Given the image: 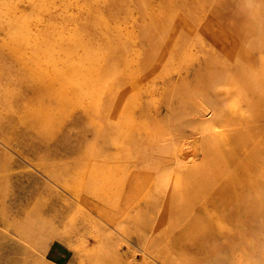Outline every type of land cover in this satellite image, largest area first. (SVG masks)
I'll return each mask as SVG.
<instances>
[{"label":"bare ground","instance_id":"1","mask_svg":"<svg viewBox=\"0 0 264 264\" xmlns=\"http://www.w3.org/2000/svg\"><path fill=\"white\" fill-rule=\"evenodd\" d=\"M51 4H53V0H45V12L48 10V5ZM73 21L72 16H66L56 23L52 20L51 27L45 29L42 41L39 43V40L35 39L36 36L33 37L34 35L28 30H24L19 35L13 34L17 45H20L18 49L23 52L21 58L25 60L21 61V69H19L17 84H15L17 96L13 99L12 95L13 100H11L14 103H5L4 105L7 104L6 106H9L11 110L19 106L29 108L32 100L36 97V88L41 98L50 99L54 87L59 86L60 90L54 94V98L57 100L56 106L59 109L48 108L49 111L54 112L55 117L66 108L69 102H77L80 98L83 99V104L79 107L85 106L84 103L87 100L88 109L93 113L92 120H87L90 121L92 126L90 128L94 133L89 161L78 162L72 167L57 166L58 162L55 161L53 167L47 170L42 169L40 176L44 177V180H53L56 185L77 196L78 198H74L75 200H80V194H75L77 192L68 180L77 178L78 185H89L90 189L101 184L103 186L104 183L109 185L111 182V161H113L111 153L116 148L115 146L120 148L129 146L127 143L122 145L119 142L120 138L114 136L120 127L121 130L128 127L127 130L132 135L131 140L135 142L137 141L136 137H142L140 133L147 135L149 127L152 125L176 118L180 125L185 123L198 134L193 141H189V139L179 142L168 141L160 149L152 152V160L143 167L150 180V188L156 186L157 192L165 188L170 192L172 202L167 211L156 204L153 210L156 218L151 222L153 223L151 229L153 234L167 232L164 221L170 212L169 216L174 219L175 226L179 227L184 234V238H179L175 243L176 249L182 250L184 245L182 240L187 239L198 246L220 250L222 245L218 238L236 228L233 217L239 216L238 214L231 215V210L227 211L224 208L226 200L230 196L235 197L238 194L244 200L255 199V208L264 213V125H257L260 122L258 123L253 116L259 106L255 101L256 94L260 99L261 92L264 91V76L257 74L261 60L255 59L256 54L259 56L257 49L264 43V38H257L262 42L255 38L211 42L218 49H222V46L223 49L226 48L225 53L229 56H223L217 61L207 60L203 66L199 65L194 70L178 67L175 68V72H170V69L169 73L167 69L161 72V75L159 74L157 80L153 78L149 84L141 85V81L154 75L160 66L164 65L167 68V64L176 59L175 53L178 50L175 46L179 42L171 37L165 39L159 30L158 37L154 36L146 39L147 43H142L146 56H140L138 61L126 58L132 47L131 41L127 44L125 59L122 61L118 56L120 55L119 49L111 45L109 50L111 62L98 68V57L103 54V48L96 46L98 43L95 41L97 35L93 30L94 19H87L85 23L88 25L85 29L76 20V29L69 34L64 31V27ZM97 21L104 28L102 32L108 31L106 30L107 22L101 14H98ZM165 24L163 30L170 31L172 25ZM218 28L221 29V26ZM262 30V28L259 29V31ZM80 35H88L93 39L88 46H85ZM8 36H10L9 33ZM245 44H248L252 50L246 52ZM77 48L85 49V53L88 51V59L76 57L73 64L70 63L67 66H62L65 69L62 68L59 62L64 61L67 56L75 54ZM27 51H29L28 56L30 57L27 56ZM42 58H45V71L40 64ZM229 60L231 62H228ZM176 62L177 60L174 61L173 66ZM27 63H34L33 67L27 66ZM211 65L215 68H210ZM208 68H210L209 71L213 70L212 73L205 72L202 76L209 75V83L229 82L234 85L231 86L234 87V90L231 89V92L225 91L224 93L217 92L214 96L198 90L187 94V89L192 83L204 80L199 76L203 69ZM36 85L38 86L36 87ZM24 89L33 90L30 99L19 96L24 94ZM185 91L187 95H185ZM28 93L24 95L27 98L29 97ZM230 93H232L231 97H229ZM70 95H72V99ZM190 95H193L192 99H190ZM159 97L165 101L163 108L166 114L164 117L162 107H156V103H153L154 99ZM39 107L45 109V138L42 133H37L38 138L35 139L33 145L36 152L37 150L43 151L45 144H48L45 139H47L46 136L51 126L50 121L53 119L47 114L49 111L46 109L45 103H39ZM28 108L22 116V121L25 124H30L26 123L28 120L31 122L29 116L31 109ZM27 129L34 130L33 127ZM12 135L15 136L16 133L13 132ZM202 135L205 137L200 138ZM7 136L4 125H0V163L6 166L5 174L11 171L10 167H13L10 165L12 158L6 150V146L14 150L17 148ZM138 141H141V145L143 144V140ZM195 151L201 153V157ZM17 152L21 156L23 155L26 160L32 156L30 148L22 152L17 150ZM42 155L39 160L45 164V151ZM140 162V159L136 161L137 164ZM39 166L42 165H37V168ZM133 171L128 170L132 179ZM136 171L138 170L136 169ZM22 178L26 181L24 183L20 181V178L19 185L17 182H12V177L8 175L0 181L6 188H19V191H13L10 205H7L4 199L1 200L0 254L3 255V252H7L9 256H12L14 264H19L20 258L31 259L33 264H53L46 259V253L53 244L61 243L74 254L70 264L78 263L81 252L74 243L71 234L60 227L61 220L71 214L74 204L67 199L68 197L57 191L59 187L54 189L35 173L29 172ZM129 179L130 177L125 178V180ZM13 183L16 184V187ZM97 191L99 190L97 189ZM109 192V188L100 189L105 201L109 200ZM158 199L159 196L153 201ZM33 201L35 202L34 207L29 212L22 214L21 203ZM197 201L202 204L199 206L198 213L196 212L197 206H195ZM77 202L85 203L83 200ZM101 203V199L96 202L94 209L97 210V213H94L95 215H103ZM183 208L187 214L180 213ZM144 210L143 208L142 212ZM23 215L24 217L21 219ZM36 219L41 221V223L37 221L38 224H42L41 226L34 224ZM45 227L48 231L46 234ZM116 227L120 231L121 223H118ZM36 234L39 240H43L41 247L38 248L30 241L31 236ZM196 234L204 236L202 242L196 239ZM10 242L13 245H10ZM150 242L152 245H146L145 249L153 252L160 249L159 241L151 239ZM120 245L121 241L118 240L112 247L116 253L112 259L113 264H154L148 261L145 252L130 250L127 259H124L119 255V250L117 252V247ZM163 250L165 251L167 248ZM158 254L152 255L160 259L161 255ZM162 256L161 260L164 264H189V261L192 260V256L189 254L181 256L182 259L174 257L169 252Z\"/></svg>","mask_w":264,"mask_h":264},{"label":"rangeland","instance_id":"2","mask_svg":"<svg viewBox=\"0 0 264 264\" xmlns=\"http://www.w3.org/2000/svg\"><path fill=\"white\" fill-rule=\"evenodd\" d=\"M247 2L248 0H53V4L48 5V10L45 12V0H0V125H4L8 134L7 138L17 147L14 150L6 146V150L12 158L10 165H13V167H10L11 171L5 174L4 169L6 166L0 163V181L8 175L12 177V182H17V185H19L20 181L25 183L26 179L22 176L29 172L35 173L44 180V177L40 176L41 170L53 167L55 161L58 162L56 165L60 167L65 165L72 167L78 162H87L91 154L89 153L91 152V141L94 139V133L90 128L92 127L90 121L93 118V113L88 109L87 100L84 103L86 109L85 106L79 107L83 104V99L80 98L77 102H69L66 108L56 117L54 112L48 110V108L52 110L59 109L56 106L57 100L54 98V94L60 90L59 86L54 87L50 99L41 98L36 88V97L32 100L29 108L19 106L11 110L9 106H6L9 103H14L12 100L17 96L15 84H17L19 69H21V61L25 60L21 58L23 52L18 49L20 45H17V40L13 34L19 35L24 30H28L34 35L33 37L36 36L35 39H38L39 43L42 41L41 38H43L45 29L51 27L52 20L56 23V21L59 22L66 16H72L74 21L64 27V31L70 34L76 29V20L85 29L88 25V23H85L87 19H94L93 30L97 35L95 41L98 43L96 46L103 48V54L98 57L97 67L100 68L102 65H108L111 62L109 55L111 45L119 49L120 61L125 59V51L130 41L132 47L126 58L138 61L140 56H146L142 43H147L146 39L154 36L158 37L160 30L165 39L171 37L179 42L175 46L178 51L175 53L177 57L175 56L174 61L177 60V62L174 66V61L167 64V68L164 65L160 66L154 75L141 81V85L143 83L147 85L153 78L157 80L159 74L164 70L168 69L169 72L171 69L170 72H175V68L178 67L194 70L199 65L203 66L207 60L217 61L222 59L223 56H229L225 53L226 48L223 49L222 46V49H218L211 42H226L227 39L249 40L253 38L262 42L257 38H264V35L261 34L264 29L259 31L261 29L260 23L251 19ZM98 14H101L107 22L106 30L108 31H105L106 33L102 32L104 28L97 21ZM164 24L172 25L171 30L164 31ZM219 26H221V29L218 28ZM8 33L10 36H8ZM80 36L83 38L85 46H88L91 39H93L88 35ZM84 51L85 49L77 48L75 54L67 56L64 61L59 62V65L62 67L70 63L73 64L76 57L87 60L88 51L86 53ZM26 54L28 56L29 51ZM255 59L260 60V57L256 54ZM33 64L27 63V66L33 67ZM40 64L45 71V58H42ZM210 68L214 69L215 67ZM210 68L203 69L199 78H204V80L199 83H192L190 88L187 89V94H192V92L198 90L199 92H208L214 96L217 92L224 93L225 91L231 92V89L234 90V87H231L234 85L229 82L209 83V75L202 76V74L205 72L212 73L213 70L209 71ZM128 74H130L129 71ZM263 92H261L260 99L256 94L255 101L258 102L259 106L258 111L253 116L258 123L260 122L257 125H264ZM26 93L29 94L28 98L24 96L27 95ZM187 94L185 91V95ZM231 94H229V97H231ZM12 95L14 96L13 99ZM32 95L33 90L24 89V94L22 93L19 96L30 99ZM190 96V99H192L193 95ZM70 98L72 99V95H70ZM154 101L156 107H162L164 117L166 114L163 108L165 107L164 99L159 97ZM5 103L7 104L4 105ZM39 103H45V107L49 111L47 114L53 119L50 121L51 126L46 136L47 139H45L48 144H45L43 151L36 149V152L33 145L35 139L38 138L37 133H42L45 138V109H40ZM27 108L31 109L30 115L28 114L31 122L29 120L26 122L30 124H25L22 121V116ZM28 127H33L34 130H28ZM120 128L117 133H114V136L120 138L119 142L122 145L127 143L129 146L123 148L115 146L116 148L111 153L113 161H111L112 170L109 185L104 183L103 186L101 184L90 189L89 185H78L77 178L70 179L68 181L77 192L75 194L81 196H79L80 200H75L74 198H78L77 196L59 187L53 180H51L52 182L44 180L54 189L59 187L57 191L68 197L67 199L74 204L71 214L61 220L60 227L71 234L74 243L81 252L80 260L76 264H113L112 259L116 253L112 247L118 240L121 241V245L117 247V252L119 250V255L124 259H127L130 250L145 252L148 261L154 264H164L161 258L166 252L177 258L189 254L192 256L191 262L188 259L189 264H264V213L255 208V199L244 200L238 194L235 197L230 196L225 203L224 208L227 211L231 210V215L238 214L239 216L233 217L236 228L218 238L222 245L220 250L198 246L187 241V239L182 240L184 244L182 250L176 249L175 243L179 238H184V234L179 227L175 226L174 219L169 216L170 212H168L164 221L167 232L153 234L151 229L153 223L151 222L156 218L153 214L154 207L159 204L164 211H167L172 202L170 192L165 188L159 192H157L156 186L150 188V180L147 178L143 167L148 161L152 160V152L160 149L168 141L179 142L183 139L193 141L198 132L185 125V123L180 125L177 119L174 118L171 121H162L152 125L149 127L147 135L140 133L142 137H136L137 141L132 142V135L127 130L128 127L123 130ZM13 132L16 133L15 136L12 135ZM203 137L205 135L200 136V138ZM138 140H143V144L141 145V141ZM28 148H30L32 156H29L26 160L17 150L22 152L28 150ZM44 151L45 164L39 160ZM195 152L201 157V153ZM138 159L141 161L139 164L136 163ZM37 165L42 166L37 168ZM128 170H134L133 179ZM126 177H130V179L125 180ZM15 183L13 184L16 187ZM108 188L110 190L109 200L105 201L100 189L105 190ZM14 190L17 192L19 188H6L0 182V204L1 200L4 199L5 203L10 205ZM157 196H159V199L153 201ZM100 199L104 212L102 216L94 214L97 213L94 206ZM81 200L85 203L77 202ZM34 204V201L30 203L22 202L20 211L22 214L29 212ZM200 205L202 204L199 201L195 204L197 213L200 211ZM236 206L238 207L236 208ZM143 208L145 209L144 212H142ZM180 213L187 214L184 208ZM23 217L24 215L21 219ZM37 221L38 219L34 221V224L41 226L42 224H38ZM38 222L41 223V221ZM118 223L122 225L120 231L116 227ZM47 232L45 227V234ZM196 236V239L201 242L204 239L203 235L196 234ZM151 239H156L161 244L160 249L156 252L145 249L146 245H152ZM30 241L36 248L41 247L43 243V240H39L37 234L32 235ZM11 244L12 242H10ZM164 248H167V250L164 251ZM155 253H159L161 258L154 257L152 254ZM2 254H0V264H14L12 256H9L7 252ZM19 264L33 263L31 259L20 258Z\"/></svg>","mask_w":264,"mask_h":264},{"label":"clouds","instance_id":"3","mask_svg":"<svg viewBox=\"0 0 264 264\" xmlns=\"http://www.w3.org/2000/svg\"><path fill=\"white\" fill-rule=\"evenodd\" d=\"M247 7L251 19L258 21L261 25V28L264 29V0H248ZM261 34L264 35V32ZM244 50L247 52L251 51L252 49L249 48L248 44H245ZM257 50L259 51V57L261 60V65L257 74L264 76V43H262Z\"/></svg>","mask_w":264,"mask_h":264},{"label":"crops","instance_id":"4","mask_svg":"<svg viewBox=\"0 0 264 264\" xmlns=\"http://www.w3.org/2000/svg\"><path fill=\"white\" fill-rule=\"evenodd\" d=\"M48 258H51L53 261L58 262L59 264H70L71 260L73 259V254L72 251H70L69 248L63 244L55 243L46 253V259L53 264H58L49 260Z\"/></svg>","mask_w":264,"mask_h":264},{"label":"trees","instance_id":"5","mask_svg":"<svg viewBox=\"0 0 264 264\" xmlns=\"http://www.w3.org/2000/svg\"><path fill=\"white\" fill-rule=\"evenodd\" d=\"M49 260H51V261H53L51 258H48ZM53 262H55V261H53ZM55 263H58V262H55ZM59 264V263H58Z\"/></svg>","mask_w":264,"mask_h":264}]
</instances>
